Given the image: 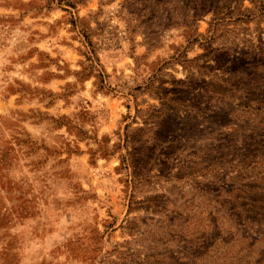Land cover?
I'll list each match as a JSON object with an SVG mask.
<instances>
[{"label":"rangeland","instance_id":"1","mask_svg":"<svg viewBox=\"0 0 264 264\" xmlns=\"http://www.w3.org/2000/svg\"><path fill=\"white\" fill-rule=\"evenodd\" d=\"M0 264H264V0H0Z\"/></svg>","mask_w":264,"mask_h":264}]
</instances>
